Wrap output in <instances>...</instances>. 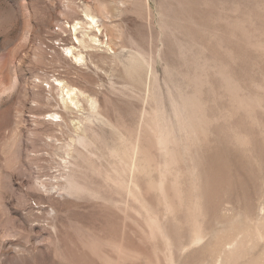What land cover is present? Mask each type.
Here are the masks:
<instances>
[{
    "label": "rangeland",
    "instance_id": "1",
    "mask_svg": "<svg viewBox=\"0 0 264 264\" xmlns=\"http://www.w3.org/2000/svg\"><path fill=\"white\" fill-rule=\"evenodd\" d=\"M0 264H264V0H0Z\"/></svg>",
    "mask_w": 264,
    "mask_h": 264
},
{
    "label": "bare ground",
    "instance_id": "2",
    "mask_svg": "<svg viewBox=\"0 0 264 264\" xmlns=\"http://www.w3.org/2000/svg\"><path fill=\"white\" fill-rule=\"evenodd\" d=\"M85 19L89 21V26H92V27L96 28V26H97L96 19L93 16H91L90 14L85 13ZM70 27H71V30H72V32L74 34L78 31V29H81V25H80L79 21L74 22L72 24V26H70ZM97 30H99V29H97ZM74 38H75L76 42H80V39H77V37H74ZM92 40L95 41L96 39H92ZM73 50H74V47H72V46L64 48L66 56L72 57V58H74L77 61L81 60L82 56L79 55V54L76 55ZM65 93H66L67 98L70 101H72L73 93L71 91H69V90H66Z\"/></svg>",
    "mask_w": 264,
    "mask_h": 264
}]
</instances>
